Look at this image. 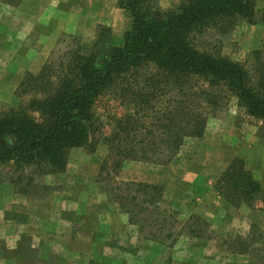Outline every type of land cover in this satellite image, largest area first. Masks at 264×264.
Masks as SVG:
<instances>
[{
  "label": "trees",
  "instance_id": "16d2710c",
  "mask_svg": "<svg viewBox=\"0 0 264 264\" xmlns=\"http://www.w3.org/2000/svg\"><path fill=\"white\" fill-rule=\"evenodd\" d=\"M119 6L131 16L120 43L112 28L101 24L93 42L78 41L66 55L51 56L37 73L28 72L20 81L17 95L32 96L0 114V164L12 162L17 170L32 168L38 174L63 173L72 148L95 150L107 122L94 107L110 93L126 107L113 117L106 137L116 167L127 159L159 155L161 160L165 155L169 161L178 155L187 138L204 134L221 88L247 114L264 121V47L256 51L258 62L251 69L196 44L210 27L226 32L237 18L256 22V0H181L168 9L149 0H121ZM260 18L264 23V12ZM213 88L220 91L215 94ZM247 164L234 157L215 187L238 208H257L260 200L264 209V187ZM147 186L154 187L139 189L143 200L155 202ZM253 242L262 240L255 237Z\"/></svg>",
  "mask_w": 264,
  "mask_h": 264
},
{
  "label": "rangeland",
  "instance_id": "374dc122",
  "mask_svg": "<svg viewBox=\"0 0 264 264\" xmlns=\"http://www.w3.org/2000/svg\"><path fill=\"white\" fill-rule=\"evenodd\" d=\"M180 1L149 0L161 9L173 7ZM4 2L7 1L0 0V7ZM263 12L264 0H256V22L237 18L236 25L226 32L210 27L196 38V44L200 49L230 56L253 69L252 63L258 62L256 51L264 47V23L260 18ZM11 16V12L4 14L8 19ZM6 18L3 27L11 25ZM113 34L120 43L123 33L113 31ZM74 35L75 38H71L69 33L62 32L49 42L15 43L10 35L0 33V114L17 109L32 96L31 92L17 95V87L28 72L37 73L51 56L66 55L78 41L91 43L96 37V34L93 37L91 34ZM219 91L213 88L215 94ZM221 91L215 98V108L207 119L204 134L187 138L178 155L169 161L165 155L160 156L161 160H158L159 155H154L153 160L127 159L120 167L115 166L116 157L111 155L106 137L111 133L113 117L121 115L126 107L115 93L106 94L94 107L96 115L107 122L96 137L95 150L72 148L67 169L57 174H38L32 168L17 170L12 162L0 164V194H28L52 214L63 208L61 219L75 221L84 231L97 225L104 230L108 228L105 237L97 239L98 246L102 243L106 246L100 259L89 254L86 232L79 235L78 243L86 253L81 264H212V252L218 255L214 264H264V213L254 212H264L260 200L255 202L259 205L257 208L237 207L246 213L236 233L240 238L225 237L217 233L219 227L212 228L214 200L226 201L217 191L215 182L212 183L214 153L230 157V153L242 145L234 138L241 140L239 133L245 134L246 141L252 133V138L264 141V121L247 114L226 88ZM230 131L233 134H229ZM230 135L234 136L226 140L225 136ZM159 148L167 153L161 145ZM251 152L248 150V158L240 157L250 164L247 166L254 169L264 187V160L254 162L249 158ZM260 154L264 155V142L260 145ZM145 184L154 186L146 189L155 194V202L143 200L144 191L139 189H144ZM217 204H213L214 207ZM205 212L210 221L204 218ZM98 213L102 214L98 216ZM114 226L116 230L111 231L110 227ZM192 230L197 233L194 235ZM212 234H217L216 239H212ZM255 237L262 242L250 243ZM242 238L248 239L247 244H238Z\"/></svg>",
  "mask_w": 264,
  "mask_h": 264
},
{
  "label": "crops",
  "instance_id": "0c3cea01",
  "mask_svg": "<svg viewBox=\"0 0 264 264\" xmlns=\"http://www.w3.org/2000/svg\"><path fill=\"white\" fill-rule=\"evenodd\" d=\"M120 1L16 0L15 3L4 2V5L0 7V33L10 35V39L15 43L40 40L49 42L55 40L62 32L82 36L91 34L93 37L100 24L111 27L116 34L120 31L123 33L129 28L131 19L128 11L119 6ZM9 12L12 14L10 19L4 17V14H9ZM4 18L10 21L11 25L3 27ZM229 134H233V131ZM239 134L242 137L241 140L234 135L225 136L226 140L234 136L238 145L242 144L239 145V149H234L230 153V157L223 158V155L221 157L220 154L214 153L212 183L220 177L234 156L248 158L246 154L248 150H251L249 158L254 162L262 163L264 160V155L260 154L263 139L255 136L252 138L254 135L252 133L246 141L245 134ZM249 141L250 143L246 146V142ZM218 201L214 200L213 204H217L215 207L212 204V228L219 227V230L216 229L217 233L225 237H234L246 213L228 201L222 199ZM0 202V264H39L40 261L43 264H50V262L52 264H81L80 260L86 253L80 248L78 240L83 232H86L88 237L89 254L98 259L102 258L103 248L106 246L105 243L98 246L97 239H103L108 228L104 230L97 225L84 231L75 221L61 219L60 213L63 212V208L59 209L58 213L53 211L52 214L38 199L28 194L11 193L4 196L0 194ZM260 211L264 213L262 210L254 212ZM48 212L49 215L46 214ZM100 214L102 213L97 215L100 216ZM207 214L205 212L203 216L210 221ZM110 230L115 231L116 227H110ZM215 235L217 234H212V239H216ZM83 238L80 239L83 240ZM215 249L218 248L215 247ZM217 257V252H212V264Z\"/></svg>",
  "mask_w": 264,
  "mask_h": 264
}]
</instances>
